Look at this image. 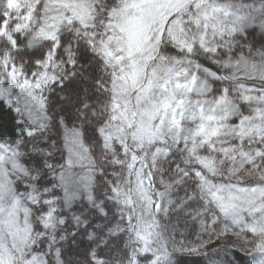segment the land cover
<instances>
[{"label":"snow or ice","instance_id":"obj_1","mask_svg":"<svg viewBox=\"0 0 264 264\" xmlns=\"http://www.w3.org/2000/svg\"><path fill=\"white\" fill-rule=\"evenodd\" d=\"M0 264H264V0H0Z\"/></svg>","mask_w":264,"mask_h":264},{"label":"rangeland","instance_id":"obj_2","mask_svg":"<svg viewBox=\"0 0 264 264\" xmlns=\"http://www.w3.org/2000/svg\"><path fill=\"white\" fill-rule=\"evenodd\" d=\"M228 239H229V240H231L232 238H231V237H229Z\"/></svg>","mask_w":264,"mask_h":264},{"label":"trees","instance_id":"obj_3","mask_svg":"<svg viewBox=\"0 0 264 264\" xmlns=\"http://www.w3.org/2000/svg\"><path fill=\"white\" fill-rule=\"evenodd\" d=\"M5 119H6V117H5Z\"/></svg>","mask_w":264,"mask_h":264}]
</instances>
